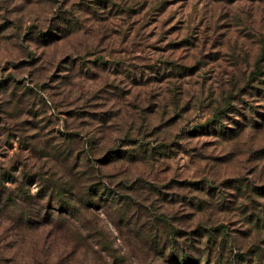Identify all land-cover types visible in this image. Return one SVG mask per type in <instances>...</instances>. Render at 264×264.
<instances>
[{
  "label": "rangeland",
  "instance_id": "obj_1",
  "mask_svg": "<svg viewBox=\"0 0 264 264\" xmlns=\"http://www.w3.org/2000/svg\"><path fill=\"white\" fill-rule=\"evenodd\" d=\"M0 173V264H264V0H0Z\"/></svg>",
  "mask_w": 264,
  "mask_h": 264
},
{
  "label": "trees",
  "instance_id": "obj_2",
  "mask_svg": "<svg viewBox=\"0 0 264 264\" xmlns=\"http://www.w3.org/2000/svg\"><path fill=\"white\" fill-rule=\"evenodd\" d=\"M9 179V178H7ZM6 177L0 173V218L4 221L10 220L11 217L15 219V226L31 228L32 225H43V223H49L53 215L47 212L45 214V208L41 206L38 201L45 196V192H35L37 200L32 201L30 199L32 194H29L28 190L22 180H16L15 186H5L7 181ZM28 184V183H27ZM39 189V188H38ZM257 190H264V186L255 187ZM264 193V192H263ZM68 205V204H67ZM59 207V206H58ZM63 213L70 214L71 206L66 208L59 207ZM43 211V213H42ZM45 211V212H44ZM3 260V256L0 253V263ZM173 264H196L188 255L173 256Z\"/></svg>",
  "mask_w": 264,
  "mask_h": 264
}]
</instances>
